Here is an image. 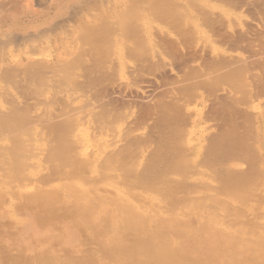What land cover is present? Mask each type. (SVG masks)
<instances>
[{"label":"bare ground","instance_id":"6f19581e","mask_svg":"<svg viewBox=\"0 0 264 264\" xmlns=\"http://www.w3.org/2000/svg\"><path fill=\"white\" fill-rule=\"evenodd\" d=\"M43 1L44 8L31 12L28 19H24L26 14L22 12L15 11L12 15L4 16L0 11V264H264V113L260 105L258 115L254 111L257 117L252 114L253 117L248 119L252 122L257 118L256 123L253 122L255 135L251 134L254 137L252 140L245 136L243 142L236 146V142L228 143L233 140L231 134L224 130V136L230 141L222 149L221 146L220 151L213 146L210 148L214 150L209 154L208 160H213L210 165V161L204 162L201 158L206 149L201 137L206 131L202 132L200 120L195 121L193 125L190 123L193 126L191 133L186 134L187 143L179 142L181 147L187 146L190 151L187 152L186 148L183 151V147L176 150L177 153L173 151L175 157L172 162L165 163L166 166H161L163 168H159V171L153 168V171L157 170L147 176L146 171L142 172L147 163L145 158L138 160L135 157L134 163L131 159L132 164L127 165L129 160H126V165L121 164L125 160L124 155L119 158L123 151L120 149V154L112 153L110 146L114 144L109 146L112 144L108 142L110 140L101 137L107 134L103 131L100 137L94 133L96 137H93L91 133L94 129H90V123L89 126L84 123L90 121L89 118H83V122L77 111L79 117L67 115L63 109L62 118L60 114L63 129L58 124L47 129L42 121H52L56 116L53 115L55 102L44 107L40 104V101L44 102L43 95V100H40L36 94L45 87L44 83H51V79L46 82L45 78L54 74L59 80L55 82L53 79L56 85L68 78H80L77 73L80 70H77L82 69L81 65L77 70L73 65L75 62H88L89 57L93 60L101 58L95 62L99 61L96 65L101 66L102 73L107 66L104 60H108L111 53H117L118 59L121 58L124 45L132 44L129 40L133 41L132 36L137 35L133 32L135 30L140 29L138 32L145 34V38L142 37L144 40L141 38L143 45L151 43L150 34L154 30L170 36L184 30L186 34L200 37L198 34L205 35L201 22L206 21L210 13L220 12L226 19L238 18L237 13L213 0ZM169 27L174 29L170 30ZM38 28H41L38 33L41 34L42 29H46V32L42 30V35L36 33L38 37L31 42L34 38L28 39L26 36L29 32L33 35ZM175 29L178 32H172ZM131 32L134 35L129 39ZM17 34H25V39L22 37L24 40H20L21 35ZM184 34L182 32L179 36ZM13 35L20 37L19 40L11 38ZM52 38L58 41L56 46L52 45ZM37 42L41 44L36 45ZM218 50L219 53L223 52L220 48ZM86 52L92 56L86 58ZM119 61L121 65L122 58ZM109 66L112 70V65ZM47 70L54 71H50L53 75L49 73V77L45 76ZM117 71L113 68V72ZM94 72L91 71L92 74ZM239 73L243 74L244 71L239 70ZM238 74H235L236 77ZM187 77L186 80H189ZM16 78L21 81L30 79L34 86L25 84V87L35 89L29 91L30 87H24L25 91L36 94L40 100L32 96L31 99H36L40 106L33 108V111L31 109L32 112L26 108L25 111L23 109L24 113L20 110L23 120L19 116L21 112L18 115L17 110L18 104L25 101L15 91L18 81L14 83L13 79ZM34 78L41 79L35 81ZM66 84L74 86L75 82ZM63 85H60L61 88ZM187 85L190 87L191 84ZM60 86L58 90L56 87L57 94L54 87L52 89L63 101L69 103L70 99L74 103L80 100L78 97L75 100V97L73 101L72 94L71 98L64 100V94L68 92L61 97ZM242 86L239 85L240 88ZM245 87L243 89H247ZM44 89L42 92L46 94L53 91L51 87L49 91L48 87L47 91ZM54 98L58 101L56 96ZM10 100L20 103L16 105ZM62 103L58 105L62 107ZM67 103H64L66 108ZM70 103L68 107L71 108ZM199 105L196 107L199 108ZM201 108L198 110L202 111ZM27 112L31 115H27ZM59 112L55 111V114ZM73 113L75 115V111ZM25 114L29 116L28 121ZM40 122L43 124L40 125ZM92 124L97 128L96 123ZM181 137L184 138L183 135ZM113 140L116 141L112 138L111 142ZM216 150L219 151L217 154ZM249 153L254 158L258 155L261 163H247L251 162L247 158ZM129 156L126 159H130ZM244 158L247 161L243 163ZM258 189L263 191V196L256 195L260 193H256Z\"/></svg>","mask_w":264,"mask_h":264},{"label":"rangeland","instance_id":"374dc122","mask_svg":"<svg viewBox=\"0 0 264 264\" xmlns=\"http://www.w3.org/2000/svg\"><path fill=\"white\" fill-rule=\"evenodd\" d=\"M41 1L43 0H0V11L4 16L12 15L13 13H15V11L22 12L26 14V16H24V19H28L31 17L30 14L31 12L38 11L44 8L43 6H45L46 1L45 2L43 1L45 4L42 3ZM213 2L215 3L219 2V5L221 2V4H224V6H227L225 8H228L229 10L231 9L234 10L235 13H237L238 18L234 16L231 17L230 19H226L222 16V14H220V12L210 13V15L207 16L208 19L206 18V21L203 20L204 18L202 19L203 21L201 20L202 21L201 24L203 23L202 26L204 25L203 27L206 36L198 34L200 37L198 36L193 37L191 34H186V31L184 30L182 32H185V34L182 35V37L179 36V34L181 35L182 33L180 31L178 34L173 33L170 36L168 34L162 33L161 31L157 32L156 30H154L150 34V38H152V41H150L151 43H145L144 44L145 46L142 44L143 41L141 40L142 37L145 38V34L142 33L141 35V33L138 32L140 29L135 30L133 32L137 33V35L136 34L134 35V33L132 34L131 32L129 36L130 39V37L134 35L132 36L133 41L131 39L129 40L130 42H132V44L130 43L125 44L124 45L125 49L123 48L124 50L121 51V56H122L121 65L119 61L121 60V58L118 59L117 57L118 54L111 53L108 55L109 56L108 60L105 57L102 58V59H106L104 60L103 63L106 64L107 66L103 65L105 66V68L102 69V73H101L100 72L101 66L96 65L99 64V61L98 63L95 62L97 61L96 59L101 60V58H96L93 60L92 57H89L91 54H87L88 52H86L87 54L86 58L88 57L91 58L92 62L89 61L90 60L89 58H88V62L84 61L85 63L81 62L80 64L79 62L78 64V62H75V64L73 65L74 69L77 70L81 65L83 72L81 71L82 69L79 68L77 71L80 70L79 72L82 73H79L77 71L76 72L80 74L79 75L80 78L77 77L76 78L77 80L75 78H71V79L66 78L67 80L63 81L65 85H63L64 83L62 81H61L62 83L59 82L61 84L57 82L58 85H56L55 82L59 81L57 79V75L54 74L53 76L54 78L49 77L48 74L50 73V75L51 74L53 75V73L51 72L54 71L50 70L51 71L50 72L49 70H47L48 73H44L45 76L48 75L49 77L48 79L45 78L46 82H50L51 80L53 81V79H55L54 80L55 82L53 81L52 83L51 81L52 84L51 83L49 84L44 83V85L42 84L46 88L48 87V91L51 87V91L54 89L57 94L58 86L63 85L65 88L62 87L63 88L62 89L61 86L59 87L61 90V94H60L61 97H63L62 95L64 93L68 92L67 93L68 95L64 94L65 97H63V99L65 98L66 100H68L73 95V101L75 97H76L75 100H77V97L81 100V101L79 100L78 102L74 101V103H72V100L69 99V103L71 101L70 104H72L71 107L72 109L68 107L69 103L63 101L61 98H59V95L55 94L54 90L52 91L53 93L49 91L50 93L48 92V94H46V92L45 93L42 92L45 87L41 86L42 87L41 90L36 89V91L37 90L39 91L36 94L37 96L39 95L40 100L41 99L43 100L44 98V102H46L48 99H50V101L48 100V102H46L48 105H46V103H44L43 101H40L36 96V94L32 95L30 94V92H26L25 90L28 89L31 85L34 86V84H32V82L29 81L30 79L28 80V78L25 81L23 80L21 81V79L19 80L17 78L15 80L13 79V82L18 81V84L16 82L15 85L16 86L15 89L17 88L15 90L17 91V95L20 94V96L23 97L22 99H24L23 101L25 102L21 101V104H18L20 102L16 103L12 100H10V102L19 105L17 110L19 115V113L21 112L20 110H22V112L24 113L26 108L30 110V111L28 110V112H32L33 110H35L33 108L35 107L37 108V106L39 107L40 105L38 104L37 100H39L41 102L39 103L44 107L47 106L49 107L50 104L54 105L53 104L54 101L55 105L53 106L54 109L53 115L56 116L53 117L52 120L53 122L42 121L45 123L44 125L47 126L46 127L47 129H50L52 125H56V124H58L57 126L61 128L63 127L60 120V114L63 111V109L66 110L67 112V113L64 112V115L65 113L67 115L76 116V117H79L80 115L79 118L80 119L82 118L81 120L83 122H84L83 118L85 120L89 118L90 121H86L84 123L87 124L88 126H89L88 123H90L89 126L91 127L90 129L91 130L94 129V131H92L91 133L93 137H96L94 134H97V137L98 136L100 137L99 134H102L103 132L105 134L107 133L106 134L107 137L106 135L105 136L101 135V137H105L110 140L108 142L112 144H109V146L116 144L115 146L114 145L110 146V148L112 147L110 149L111 152L114 154L118 152L120 154L121 150L123 151L121 155L118 154L119 158L122 155H124L125 158V160L122 159L123 161L121 162V164L126 165V162L129 160L130 162H127V165H129L131 163V159L135 157L138 160L141 159L142 157L145 158V161H147V163L145 165V168H143L142 172L146 171L147 176L148 174L150 175V173L155 172L157 169L159 171L161 168L165 167L166 166L165 163L169 164L170 162H172V159H174L175 157L174 154L177 153L176 150L178 151L182 150L183 147L184 148L183 151L186 150L187 152L190 151L189 147L187 148V146L184 147L183 145L181 147V144H179V142L181 143V141H183V143H187L186 139L188 137L187 136L188 133L189 134L191 133L192 130L191 126L194 124L195 121L200 120L199 121L200 125L201 126L203 125L202 132L206 131L205 133L203 132L204 134L201 137L202 142L204 143L205 141L206 143L205 144L206 149H204L203 152V154H205L206 156L205 155L201 156V158L205 160V161L202 160V163L203 161L204 162L210 161L209 164L211 165L213 160L211 162V160L208 159L210 157L209 154H211L214 150L212 151L210 150V148H212L213 146V148L215 149L217 148V150L220 151L223 148V145L225 146L226 142L230 141L227 140V138L224 136L225 132L230 133L231 141L233 140V142H228V143L233 144L236 142L235 144L236 146L239 144V142H243L244 140L243 138L245 136H246L245 138L252 140V138H254L252 136L255 135L254 133L255 130L253 131L255 127L254 128L252 127L255 126L253 122L257 119L256 117L258 115V111L260 110L258 109L259 105L260 108H262L261 111L264 113V0H213ZM170 26L174 27L172 24ZM41 28H38L35 32H33V35L30 34L32 32H29V34L27 33L28 36H26L25 33V34H17V35H21V38L16 37V35H13V37L11 38L13 39L17 38L16 40H19L20 38V40H22L23 38L25 39L26 36L28 39L34 38L31 39L32 42L33 40H36V38L38 37V35L36 36L35 34L38 33V31ZM171 28L170 30L174 29ZM186 29L188 30L189 33H191V31L188 28ZM42 30L40 31L41 34L40 33L38 34L42 35L44 32H46V29L43 30L44 32ZM206 31L208 34H206ZM172 32H178V31L175 29ZM138 34H140L141 36H138ZM30 35H32V37ZM144 38L142 39L144 40ZM55 41L56 40L52 38L51 42L54 43L52 45L56 46L58 44L57 43L58 41L56 42ZM211 42H212V46H211ZM39 43L40 42H37L36 45ZM133 43L135 45L131 47ZM213 44H215V47H213ZM140 45L142 47H140ZM216 46L220 48V50H222L223 52L219 53V50ZM214 48L217 50H214ZM212 51L213 52L216 51V52L213 54ZM122 52L124 53V56L122 55L123 54ZM111 56L113 60L111 59ZM126 58L129 59V61H127ZM126 61L129 63H127ZM103 63L101 61L100 65H102ZM108 65H112L111 67L114 68V71L117 70L118 71L113 72V68L112 70H110L111 68L110 66L108 68ZM87 66L89 67V69ZM234 66L237 67L238 70L234 68ZM85 67H87V69H85ZM117 67L119 68L116 69ZM107 68L108 70H106ZM93 70L96 71L94 72V74H92L93 72L91 73V71ZM235 70H237L236 73ZM239 70L240 72L244 71V73L238 74ZM87 72L89 73V75H87ZM83 73L84 75H82ZM234 73L238 74L237 77ZM243 75L246 76V78ZM186 77L187 79L189 78L190 79L186 80ZM204 77L206 78V80ZM209 77L211 78L209 79ZM225 77L229 78V80ZM213 78L215 80H211ZM37 79L38 78H34L33 80L36 81ZM49 79L51 80L48 81ZM59 79L63 80L62 78ZM200 79H202V82ZM190 80H192V82ZM234 80H236L237 83L238 82L239 83L237 84ZM28 81L29 83H27ZM21 82L23 83L22 85ZM41 82L42 80H40V83ZM67 82L71 84L75 82V84L74 86L73 85L69 86V84H66ZM244 82L248 85V88L246 84H243ZM192 83H194L193 84L194 87L192 86ZM25 84L26 85L28 84L30 86L29 87L27 86L26 88ZM50 84L52 86L54 85L53 86L54 88ZM187 84L189 85L191 84L190 87H188ZM240 84L244 86L240 88L239 87ZM36 86L40 87L39 84L38 85L36 84ZM244 87L247 89H243ZM46 88L44 90H46ZM76 88H78L77 92H76ZM31 89L34 91L35 88L30 87L28 90L31 91ZM85 89L87 90V92L85 91ZM33 91L31 93H34ZM27 93L30 94L28 98L27 96L29 94ZM82 93H85V95L87 96L83 95ZM41 94L43 95V98H41ZM54 95L56 96L58 101H55ZM32 96L34 98L36 96L37 100L31 99ZM48 96H52L54 99L51 100L52 97L49 98ZM88 96H91L90 97L91 99ZM26 98L30 101L26 100ZM34 100H36L37 103H35ZM60 102H63L61 104L63 105L62 106L63 108L60 105H58ZM29 103L30 104L32 103V105H30ZM64 103L68 104L66 105L67 108L64 106ZM198 105L199 108L202 107L201 108L203 109L202 111L198 110L199 108L196 107ZM253 105L257 106V108ZM73 106L74 108L76 107L77 109L74 110ZM184 107L186 108L184 109ZM254 107L256 109H254ZM93 109L94 111L96 109V112H94ZM59 110L61 111L59 112ZM55 111L56 113L59 112L58 114L59 116L55 114ZM74 111H75V115H73ZM76 111L79 112L80 114L78 115ZM254 111H256L257 115L254 114ZM22 112L21 115H19L21 119L23 117ZM28 112L27 115L30 114V113L28 114ZM68 112H71L72 115L69 114ZM62 114H61V118L63 116ZM252 114L256 116V117L254 116V118L256 119L254 120L252 118L253 121L250 122L251 120L248 119L253 117ZM27 115L25 114V116ZM94 116H96V118ZM28 118L29 116H27V121L29 120ZM100 119H102V122H100L101 121ZM29 122L26 123L29 124ZM42 122H40V125L43 124ZM93 122L96 123L95 125L97 128L93 126L94 125L92 124ZM111 122H112V126L110 125ZM106 123L108 126L106 125ZM190 123L192 125H190ZM102 125L104 127H102ZM113 125L116 127H114ZM248 125L250 126L249 129H247ZM112 127H114V129H112ZM206 127L208 129H206ZM105 128H106V132L104 131ZM98 129L99 132H97ZM109 129L111 130V132ZM178 130L180 131L177 133ZM208 130H209V135H208ZM112 131L113 132L115 131L114 133L116 134H114ZM108 132H110V134H108ZM130 132L132 133V135H130ZM122 133L125 134L123 135ZM122 135L124 138L121 137ZM126 135L128 137L130 135V137L128 138L126 137ZM182 135L184 136V138L181 137ZM112 138L115 139L116 141L113 140L111 142ZM204 138L205 139L209 138V139L205 140ZM209 140L211 141V143H209L210 142ZM120 141L121 142L123 141L124 143H121ZM215 142L218 143L219 145L216 144ZM220 142L222 144H220ZM208 144L210 146H208ZM169 149L170 151L172 150V152H170ZM217 150L215 152L216 154L219 152ZM145 151H147V153ZM108 153H110V151H108ZM215 153H213L214 156L216 155ZM128 154L130 155L129 156L130 159L129 158L126 159ZM150 154L151 156H149ZM251 155L252 154L249 153L250 157L247 156V158L251 160V162H247V163H250V165H257L261 163L260 159H258V155H255V158L254 155H252L253 157ZM157 159H159L160 163L158 162ZM245 160L246 159L244 158L242 162L244 163ZM133 163H134V159H133ZM150 164H152V167L150 166ZM153 168L154 169L157 168V169L153 171L152 170ZM257 192H260V189H258L256 193ZM261 192L263 191L261 190ZM261 192L257 193L256 195L258 196L259 194V196L261 197L262 194Z\"/></svg>","mask_w":264,"mask_h":264}]
</instances>
